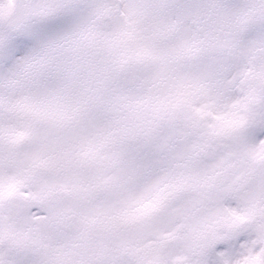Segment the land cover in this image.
Segmentation results:
<instances>
[{
    "label": "snow or ice",
    "instance_id": "6c2138e0",
    "mask_svg": "<svg viewBox=\"0 0 264 264\" xmlns=\"http://www.w3.org/2000/svg\"><path fill=\"white\" fill-rule=\"evenodd\" d=\"M0 264H264V0H0Z\"/></svg>",
    "mask_w": 264,
    "mask_h": 264
}]
</instances>
